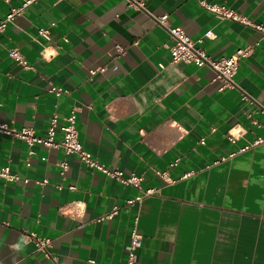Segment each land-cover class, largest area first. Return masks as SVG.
<instances>
[{"label":"crops","instance_id":"1","mask_svg":"<svg viewBox=\"0 0 264 264\" xmlns=\"http://www.w3.org/2000/svg\"><path fill=\"white\" fill-rule=\"evenodd\" d=\"M129 1L36 0L0 32V121L45 136L54 113L61 126L77 107L85 149L141 177V188L124 184L61 146L35 144L29 156L24 140L0 135V166L21 176L0 178V264H117L135 226L137 264H264V33L198 0ZM206 1L264 23V0ZM22 2L0 0V19ZM163 14L193 39L213 29L202 44L213 57L252 47L233 86L208 66L171 62L173 39L154 18ZM147 188L157 191L144 196ZM32 232L50 239V254Z\"/></svg>","mask_w":264,"mask_h":264},{"label":"built area","instance_id":"2","mask_svg":"<svg viewBox=\"0 0 264 264\" xmlns=\"http://www.w3.org/2000/svg\"><path fill=\"white\" fill-rule=\"evenodd\" d=\"M36 0H23L20 6L11 7L10 11L7 13L6 17L0 19V32L6 30L9 23L13 22L14 19L21 15L25 9ZM199 4L205 9L211 11L216 17L219 19H230L233 21H238L243 24L251 25L261 32L264 33V23H253L248 16L243 13L228 7L227 5L220 3H210L206 0H198ZM129 5L136 8H144V2L142 0H130ZM156 21L160 24L166 25L168 27L169 33L173 42L169 45V49L171 52V62L180 64H192L198 67L208 66L212 68L216 73V78L219 79L223 84L222 87L233 86L234 85V77L238 71L239 62L242 57L249 55L252 52V47L239 48L235 53L229 56H221V57H213L210 55L205 48L203 47V42L206 38L213 39L216 37V33L213 29H208L203 36L193 39L190 35L187 34L185 29L181 26H170L167 21V14H163L161 16H154ZM42 32H46V30H42ZM9 55L15 58L19 63L24 65L25 67H30L25 56L18 48H10ZM161 67H164L163 64H160ZM103 69V68H102ZM101 69V70H102ZM96 70H91V73H95ZM51 92H55L57 94L63 91L62 87L52 85L49 89ZM77 117H78V109L77 107H73L70 113L65 117V122L61 126H59V117L58 113H54L51 118V123L48 128L47 135L42 136L37 134L36 129L33 126H23L16 127L11 125L8 122L0 121V135H11L13 137L20 138L24 140L28 146L29 156L35 153L33 149L35 144H42L45 146H61L65 153L67 154H77L80 158L81 163L90 168L97 169L103 173H105L108 177L117 179L124 184L134 185L136 187L141 188V177L132 174L130 176H125L123 171L120 169H112L105 163L101 162L98 158H96L91 152L87 151L80 139L79 132L77 129ZM60 129L63 132V138L61 141H56L55 135L57 130ZM230 139L235 141V134H230ZM261 139H258L256 142H259ZM201 143L204 144V139L201 140ZM247 146L241 147L239 150H244ZM235 153H231L226 157H221L219 160L215 162H219L221 160H225L227 158L233 157ZM178 160V159H177ZM176 160V161H177ZM176 161L171 165H175ZM61 174L64 175L65 171L68 167V162L66 160L61 161ZM27 166H31V160L28 159ZM158 173L162 176L166 174V171H158ZM188 174V173H187ZM186 174V175H187ZM0 178L6 181H17L21 178V176L12 171L11 166L9 164L0 166ZM25 183H29L34 181L38 184H46L48 183L47 178H36L31 179L29 177H25ZM61 187V186H60ZM71 189H75L76 185L71 184L69 186ZM157 191L156 188H147L144 190V196L152 195ZM141 197H137L136 199H130L127 201V204H133L136 200H139ZM79 205V204H78ZM78 211L83 212V206L79 205ZM119 212V207L115 206L113 209L102 216V218L112 217L113 215ZM137 224V218H136ZM29 239H32L38 249L43 250L50 254L49 246L51 241L49 238H42L36 235V233H29L27 235ZM142 245V234L139 232L137 226L131 232V240L128 243L127 250V258L123 261H120L117 264H137V249Z\"/></svg>","mask_w":264,"mask_h":264}]
</instances>
